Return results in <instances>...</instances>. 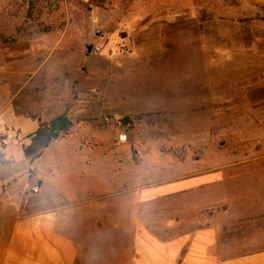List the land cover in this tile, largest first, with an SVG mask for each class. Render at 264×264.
<instances>
[{"label": "rangeland", "instance_id": "rangeland-1", "mask_svg": "<svg viewBox=\"0 0 264 264\" xmlns=\"http://www.w3.org/2000/svg\"><path fill=\"white\" fill-rule=\"evenodd\" d=\"M61 114L105 176L89 223L120 217L123 250L135 219L264 249V0H0V152ZM190 182L130 208L131 188Z\"/></svg>", "mask_w": 264, "mask_h": 264}, {"label": "crops", "instance_id": "crops-1", "mask_svg": "<svg viewBox=\"0 0 264 264\" xmlns=\"http://www.w3.org/2000/svg\"><path fill=\"white\" fill-rule=\"evenodd\" d=\"M2 132L12 131L4 127ZM66 140L59 135L33 161L20 146L3 150L10 163L0 161V264H264V249L250 251L248 244L244 249L225 241L212 221L177 232L188 222H168L159 231L135 219L123 250L120 217L115 214L109 224L100 219L89 223L93 208L103 216L110 204L104 173L92 187L88 154L67 146ZM195 185L174 183L140 192L135 187L126 193L137 212L139 203Z\"/></svg>", "mask_w": 264, "mask_h": 264}, {"label": "trees", "instance_id": "trees-1", "mask_svg": "<svg viewBox=\"0 0 264 264\" xmlns=\"http://www.w3.org/2000/svg\"><path fill=\"white\" fill-rule=\"evenodd\" d=\"M71 124V120L65 114H61L47 122H40L38 128L30 135V144L23 149L24 155L31 161L35 160L53 140L57 139L60 134H65ZM0 161L5 165L10 163L9 160L4 159L1 152Z\"/></svg>", "mask_w": 264, "mask_h": 264}, {"label": "built area", "instance_id": "built-area-1", "mask_svg": "<svg viewBox=\"0 0 264 264\" xmlns=\"http://www.w3.org/2000/svg\"><path fill=\"white\" fill-rule=\"evenodd\" d=\"M38 191V186H35L33 192L36 193Z\"/></svg>", "mask_w": 264, "mask_h": 264}, {"label": "water", "instance_id": "water-1", "mask_svg": "<svg viewBox=\"0 0 264 264\" xmlns=\"http://www.w3.org/2000/svg\"><path fill=\"white\" fill-rule=\"evenodd\" d=\"M88 51H90V48H88Z\"/></svg>", "mask_w": 264, "mask_h": 264}]
</instances>
